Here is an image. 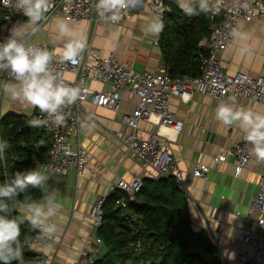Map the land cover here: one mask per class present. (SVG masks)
Returning a JSON list of instances; mask_svg holds the SVG:
<instances>
[{"label":"crops","instance_id":"obj_1","mask_svg":"<svg viewBox=\"0 0 264 264\" xmlns=\"http://www.w3.org/2000/svg\"><path fill=\"white\" fill-rule=\"evenodd\" d=\"M173 1L177 4L176 0ZM5 13L7 10L0 7V36L3 40L12 24L25 20L21 15L19 22H5ZM151 17L153 16L146 12L137 11L119 24L102 22L93 25L87 21H79L71 22V26L87 37L88 45L102 50L104 54L112 52L136 70L158 71L166 69L161 61L158 37H146L142 33ZM39 29L33 36L34 41L46 42L55 51L63 47L66 40L58 38L56 34V18L48 20ZM199 53H204V49L201 48ZM221 65L229 75L241 71L257 77L264 72V13L248 21H239L231 43L222 54ZM64 76L67 80H74L72 73L67 72ZM86 85L93 91L109 88L107 83L91 80H87ZM233 97L238 105L264 111V104L244 97L228 95L216 99L193 92L187 100H181L178 96L170 99L174 116L182 122L181 131L172 135L169 128H160L163 133L174 137L171 151L181 172L182 182L179 184L174 181L187 194L191 228L198 237L196 246L201 250L210 247L218 264H230L234 251L240 246L239 230L257 192V181L263 171V163H256L254 157L238 174L235 173L236 159L233 156H227L223 162L214 165V158L238 141L242 134L236 126H225L215 118L219 102L229 101ZM137 100V96L124 86L118 110L95 106L89 101L81 104L82 125L78 135L71 140L78 141L90 152L91 159L80 176H76L73 170L66 175H52L49 172L51 178L44 188L26 192L27 196L36 201L42 200L45 193L54 192L63 208L54 218L60 225L55 240L41 245L29 244L27 239L23 250L29 255L24 261L27 262L35 251H39L48 258L47 264H73L92 232L88 213L97 195L106 194L108 185L119 179L130 181L136 177H156L154 168L129 153L115 134L128 131L129 128L122 122V114L132 113ZM37 110L12 101L0 90V126L6 124L10 127L20 122L29 126V121L36 117ZM150 127L149 122L141 120L139 135L147 137ZM28 137L32 140L28 143L19 141V144L32 146L36 150H44L47 145L50 146V138L41 127H33ZM45 157H49V151ZM40 164L33 156L26 170L34 169ZM198 164L212 167L206 178L192 175V170ZM16 207L21 208L22 205L17 204ZM15 218L22 223L26 221L23 212L15 211ZM101 249L94 258L105 251V248L102 252Z\"/></svg>","mask_w":264,"mask_h":264},{"label":"built area","instance_id":"obj_2","mask_svg":"<svg viewBox=\"0 0 264 264\" xmlns=\"http://www.w3.org/2000/svg\"><path fill=\"white\" fill-rule=\"evenodd\" d=\"M97 0H72L70 7L66 0H54V7L46 14L45 19L39 22L38 27L52 18L70 17V22L87 21L98 25L102 22L95 10ZM179 8L178 0H176ZM197 0H191L196 3ZM213 11L209 14V33L200 42L204 53H199L200 65L199 76L171 77L167 69L163 70H136L119 59L114 53L104 54L102 50L88 45L82 62L76 66L61 64L54 56L51 68L53 71L69 72L74 74V80L70 81L74 86L81 88V99L76 104L64 109L66 122L64 125L56 126L49 122L41 128L47 132L50 138L49 159L45 165L49 172L66 175L73 170L76 176H80L87 167L91 153L88 152L78 141L71 139L76 137L80 131L82 120L80 117L81 104L89 101L95 106H104L118 110L120 93L123 87L137 96L138 100L132 113H123L122 122L129 129L126 132H115L117 138L123 143L126 150L139 159L142 163L154 168L157 178L172 177L181 184L182 175L177 166L176 158L171 151L174 140L172 135L178 134L182 129V122L176 119L171 108L170 99L173 96L187 100L193 92L208 95L216 99H222L228 95L240 96L264 104V72L251 77L238 71L234 75L224 72L221 66V56L231 43L240 20H251L264 13V0H211ZM0 7L3 8L2 5ZM6 9V8H4ZM3 15V21L19 22L22 14L14 8H7ZM142 11L149 15H160L162 20L169 5L167 0H145L143 7L138 6L131 10L121 22L131 18L133 12ZM10 17V19L8 18ZM110 23V22H109ZM112 24V23H110ZM3 39L0 36V42ZM25 44H31L49 51L55 49L46 42H36L33 35L24 37ZM65 77V76H64ZM7 73L0 75V80H8ZM107 83V90L93 91L88 88L86 81ZM36 117L43 118L37 110ZM145 120L151 123V129L147 137L139 135V123ZM169 128L172 135L161 131V127ZM249 145L240 139L225 149L214 158V165L223 162L227 156L236 159L235 173H240L251 160ZM4 164V155L1 156ZM212 167L198 164L192 170L196 177L206 178ZM142 186V178L136 177L130 181L123 179L110 183L108 196L116 189H120L128 196L129 201L134 202L136 193ZM106 196L98 195L91 205L88 216L90 218L92 232L88 235L84 248L79 258L73 264H93L97 251L104 249L103 242L98 236V230L103 221V204ZM39 230L28 238V243L47 244L39 238ZM239 248L234 251L230 264H264V163L263 171L257 181V192L253 196L247 216L240 227ZM138 245V244H137ZM100 252V253H101ZM32 258L27 262L18 261V264H47L48 258L41 252L35 251Z\"/></svg>","mask_w":264,"mask_h":264},{"label":"clouds","instance_id":"obj_3","mask_svg":"<svg viewBox=\"0 0 264 264\" xmlns=\"http://www.w3.org/2000/svg\"><path fill=\"white\" fill-rule=\"evenodd\" d=\"M71 2L66 0V10ZM190 2L178 0L181 9L188 15L194 13ZM197 2L201 11H213L211 0ZM144 3L145 0H97L94 7L105 23L119 24L131 10L143 7ZM0 5L6 9L14 8L25 18L22 23L12 24L7 29L8 35L0 42V75L7 73L9 77L0 82V90L12 101L39 110L43 118L30 120L32 127H42L49 122L56 126L64 125V109L81 99V88L66 81L62 72L53 71L51 64L54 56L61 64H80L88 47L87 37L71 26L70 17L63 16L56 18V34L58 38L66 40L61 49L49 51L47 48L26 45L24 37L29 34L35 36L39 32L38 24L54 7V0H0ZM163 29L162 17L154 15L146 22L142 33L146 37H159ZM215 118L225 126H236L250 146L249 154L255 158V162L264 163V111L238 105L233 97L229 101L219 102ZM9 147L8 141H0V156ZM57 171L63 174L61 169ZM50 178L49 168L39 165L34 169L15 172L13 178L0 185V264L22 260L23 246L19 240L22 221L12 215L15 211L23 212L31 228L39 230L41 240H55L60 225L54 218L63 208L56 194L45 193L39 201L27 195L23 200L17 199L26 193L29 186L44 188ZM17 204L22 207L17 208Z\"/></svg>","mask_w":264,"mask_h":264},{"label":"trees","instance_id":"obj_4","mask_svg":"<svg viewBox=\"0 0 264 264\" xmlns=\"http://www.w3.org/2000/svg\"><path fill=\"white\" fill-rule=\"evenodd\" d=\"M167 3L169 12L157 38L162 64L173 78L197 77L199 43L209 33V14L199 9L198 2L190 4L194 9L191 15L173 0ZM31 129L32 126L22 122L0 126V141L6 140L10 145L3 154L4 166L0 156V185L13 178L15 172L25 171L33 156L40 163L48 162L45 154L50 146L36 150L19 144L32 140L28 137ZM32 190L36 188L29 186L26 192ZM25 195L22 193L17 199L23 200ZM135 199L129 201L120 189L106 197L98 230L105 251L94 258L93 264H218L210 247L197 248L198 237L191 228L187 194L172 177L142 179ZM12 215L15 217V212ZM20 229L19 240L24 247L34 231L27 220L20 223ZM28 255L23 250V259Z\"/></svg>","mask_w":264,"mask_h":264},{"label":"rangeland","instance_id":"obj_5","mask_svg":"<svg viewBox=\"0 0 264 264\" xmlns=\"http://www.w3.org/2000/svg\"><path fill=\"white\" fill-rule=\"evenodd\" d=\"M223 54V53H222ZM222 57V56H221ZM222 66V65H221ZM238 72V71H237ZM235 74V73H234ZM234 74H232V75H234ZM150 125H151V123H150ZM150 129H151V127H150ZM193 173V172H192ZM193 175V174H192ZM194 176V175H193ZM203 178V177H202ZM108 187H109V185H108ZM108 194V189H107V193L106 194H100V195H103V196H106ZM98 196V195H97ZM107 197V196H106Z\"/></svg>","mask_w":264,"mask_h":264}]
</instances>
